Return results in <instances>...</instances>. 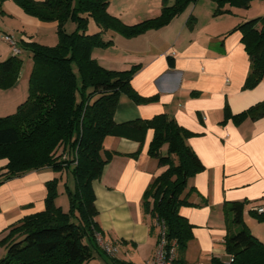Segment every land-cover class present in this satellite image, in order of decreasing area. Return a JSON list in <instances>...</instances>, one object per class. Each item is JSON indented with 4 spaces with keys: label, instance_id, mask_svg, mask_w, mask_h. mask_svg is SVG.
Segmentation results:
<instances>
[{
    "label": "crops",
    "instance_id": "0c3cea01",
    "mask_svg": "<svg viewBox=\"0 0 264 264\" xmlns=\"http://www.w3.org/2000/svg\"><path fill=\"white\" fill-rule=\"evenodd\" d=\"M173 1L167 0L168 4ZM162 2L110 0L107 10L124 23L134 24L159 15ZM224 7L226 4L223 9L227 12L215 14L213 0H197L161 28L130 38L106 31L102 36L112 44L94 48L91 54L107 69L124 70L138 64L131 86L142 97L157 98L137 104L121 94L113 114L115 123L165 113L189 132L186 143L204 168L187 178L185 193L193 189L188 198L192 204L179 208L192 225V238L184 253L186 264H212L213 258L224 263L228 260L223 242L232 202L242 204L243 223L264 244V219L259 220L251 212L253 206L264 204V116L238 120L233 117L264 100V75L255 87L243 88L250 61L241 33L229 32L245 20L263 16L264 0H252L248 8ZM0 9L33 21L12 0L3 1ZM189 17L193 18L190 24ZM39 22L56 26L55 22ZM15 32L20 41H32L26 34ZM2 35L13 34L0 31V61L11 53ZM3 42L8 47L1 45ZM28 75L22 71L12 87L0 88V117L14 113L26 100ZM152 136L150 128L141 143L124 136H106L103 147L113 156L100 178L92 181L95 220L104 238L121 249L130 264H134L135 256V263L142 264L156 248V230L151 229L152 218L143 212L142 199L149 183L166 166L148 154ZM166 147H162V153ZM6 163L7 159H0V175L5 173ZM65 176L67 182L59 172L44 167L2 181L0 240L24 216L44 209L45 183L52 178L59 179L55 203L64 207L59 194L63 193L64 183L69 182V176ZM4 254L5 246L0 243V258Z\"/></svg>",
    "mask_w": 264,
    "mask_h": 264
},
{
    "label": "trees",
    "instance_id": "16d2710c",
    "mask_svg": "<svg viewBox=\"0 0 264 264\" xmlns=\"http://www.w3.org/2000/svg\"><path fill=\"white\" fill-rule=\"evenodd\" d=\"M12 1L39 21L55 22L57 42L44 45L33 40L20 41V48L30 52L32 69L26 100L14 113L0 117V159H7L0 183L30 170L49 167L55 172L70 170L73 185L65 183L69 209L63 211L55 203L59 179L46 181L44 209L24 216L0 240L5 246L0 264H86L93 259L94 251L103 252L95 238V232L103 237L104 234L95 220L92 188V181L100 178L113 156L104 149L103 140L109 135L124 136L141 143L148 128L153 130L148 154L166 169L145 189L143 212L165 222L167 242L175 240L178 244L173 264H186L184 253L192 238V225L179 213V208L192 204L188 198L193 189L185 193L187 178L204 168L186 143L189 132L165 113L115 123L113 114L121 94L137 104L157 98L142 97L131 86L138 64L124 70L107 69L91 54L94 48L112 44V40L103 38V32L113 31L130 38L161 28L196 0H174L172 4L163 0L159 15L134 24H126L109 13L110 0ZM213 1L215 14H221L227 12L223 9L225 3L248 8L251 0ZM0 14L6 13L0 9ZM91 19L99 27L97 32H88ZM192 19L189 17L187 22L190 24ZM67 22L75 24L73 31L66 32ZM232 31L241 33L250 61L243 88L251 89L264 75V15L245 20L229 32ZM21 64L19 54L0 61V88L15 84ZM245 116H264V100L233 117L238 120ZM164 145L167 147L162 153ZM256 217L262 220L264 214ZM223 243L232 261L224 263L213 258L212 264H264V244L243 223L240 202H232L228 207ZM111 259L116 264H130Z\"/></svg>",
    "mask_w": 264,
    "mask_h": 264
},
{
    "label": "rangeland",
    "instance_id": "374dc122",
    "mask_svg": "<svg viewBox=\"0 0 264 264\" xmlns=\"http://www.w3.org/2000/svg\"><path fill=\"white\" fill-rule=\"evenodd\" d=\"M196 1H194V2H196ZM203 1H205V0H203ZM194 2H192V3H194ZM207 3H210V2H207ZM225 4L227 7H224V8H229V6H232L228 3H225ZM234 7H236V6H234ZM29 17H32L33 21H29V20L26 21V20L22 19L21 17H18L14 14H0V31H5V32L10 31V33L13 34L11 37L12 40L15 41L17 47H19V49H20L19 57L22 60V64H21V68L19 71V75L22 71H25V70L30 75V72L32 69V59H31L30 52H28L26 50H22V52H21L19 35L15 31L26 34L33 41H36L37 43H40V44L54 45L57 42V34H56V26L55 25H53V24H40L39 20L36 17H33V16H29ZM74 29H75L74 23H72V22L66 23V25H65L66 32H71ZM98 30H99V27L95 24V22L92 19L89 20L88 32L94 33V32H97ZM108 33H110V31ZM6 43L7 42H3V44H1V45L8 47V44H6ZM11 55H13V54L10 53L9 56H11ZM59 174H61L63 176V181H65V182H67L66 176H65L67 174V177L69 176L68 177L69 182L72 183V185H73V178H72V175L70 173V170L60 171ZM69 182H68V185H69ZM62 185L63 184L61 183V186ZM63 186H64V189H62L63 193L59 194L60 195L59 198L62 199L61 200L62 202H64V207H62L61 205L60 206H61L63 211H68L69 199H68V195L66 193L65 183ZM253 217L256 218L255 216H253ZM93 255H94L93 259L86 264H116L113 261V259H111L109 256H107L103 252L94 251ZM222 255H225V254H222ZM116 257H117V259H119V262H126V260H127L126 263H128L129 262L128 259H130L128 257H125L124 252L121 251V249L116 254ZM122 260H125V261H122ZM137 260H138L137 256H135V258L133 259L134 264H138V263H135V262H137Z\"/></svg>",
    "mask_w": 264,
    "mask_h": 264
},
{
    "label": "built area",
    "instance_id": "2783aa9c",
    "mask_svg": "<svg viewBox=\"0 0 264 264\" xmlns=\"http://www.w3.org/2000/svg\"><path fill=\"white\" fill-rule=\"evenodd\" d=\"M2 38L10 45V50L13 55L20 54V49L17 47L14 40L9 35H2ZM252 211L256 214H264V204L252 207ZM152 226L156 230V248L153 256L144 261L142 264H173L177 257L178 244L175 240L170 243L166 239V224L165 222L154 217L152 219ZM95 238L99 248L109 257L115 258L117 254V247L109 240H106L99 232H95ZM232 258H228L226 263H230ZM195 264H204L201 262Z\"/></svg>",
    "mask_w": 264,
    "mask_h": 264
}]
</instances>
